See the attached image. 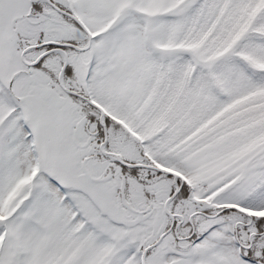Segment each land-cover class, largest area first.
Here are the masks:
<instances>
[{"label":"snow or ice","instance_id":"obj_1","mask_svg":"<svg viewBox=\"0 0 264 264\" xmlns=\"http://www.w3.org/2000/svg\"><path fill=\"white\" fill-rule=\"evenodd\" d=\"M0 264H264V0H0Z\"/></svg>","mask_w":264,"mask_h":264}]
</instances>
